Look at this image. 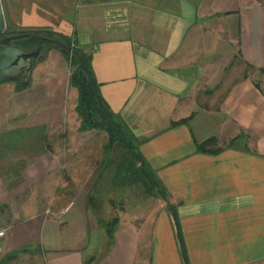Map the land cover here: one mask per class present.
<instances>
[{
    "label": "crops",
    "instance_id": "obj_1",
    "mask_svg": "<svg viewBox=\"0 0 264 264\" xmlns=\"http://www.w3.org/2000/svg\"><path fill=\"white\" fill-rule=\"evenodd\" d=\"M2 5L13 27L61 33L92 52L104 99L177 207L190 264H264V0ZM71 68L49 48L25 80L0 83V264H184L167 202L150 198L139 217L116 211L110 238L101 216L111 211L95 206L100 171L70 165L63 176L47 131L69 100L76 111ZM210 137L224 149L198 152Z\"/></svg>",
    "mask_w": 264,
    "mask_h": 264
},
{
    "label": "trees",
    "instance_id": "obj_2",
    "mask_svg": "<svg viewBox=\"0 0 264 264\" xmlns=\"http://www.w3.org/2000/svg\"><path fill=\"white\" fill-rule=\"evenodd\" d=\"M6 28L1 34L5 35H17L22 33H33L34 36L31 38L17 39L13 40L12 44L18 46L24 50H29L36 48L39 43L37 36H48L51 38L59 39L66 45L75 49L82 61L79 62L78 59L74 56L63 50L57 45L42 43V49L46 52L49 48H57L62 51L66 57L70 60L72 67L70 75V84L77 88L78 90V103L76 105V111L81 119L80 129L82 131L90 130H103L108 134V145L110 152L115 148H119L124 151L126 159L129 162V169L134 176L135 181H137L140 186L143 188V192L146 196L150 198H160L161 200L167 202V207L169 213L172 217L173 224L176 230L178 237L179 248L181 257L184 264H190L188 249L185 246L180 218L178 210L175 204L169 201V195L157 178L154 170L149 166L144 157L141 155L139 150L140 141L135 137L130 128L121 118L118 113H115L109 104L104 99L101 93V84L97 80L95 73L92 67V52L86 50L84 47L79 46L72 38L67 37L61 33H56L47 29H18L13 27L7 19ZM22 81V80H18ZM258 86V84H257ZM264 95V88L262 89ZM192 116V114H191ZM173 121L172 125L175 126L181 123H187L190 117ZM45 126H40L37 128H32V130H39L42 132L45 130ZM13 143L17 144L20 141V138L16 133L8 135ZM30 149L32 151L38 152L36 147L37 137L30 136ZM34 141V142H33ZM33 142V143H32ZM237 140H233L229 144H235ZM35 144V145H34ZM225 146H222L217 137H210L203 142L196 143V149L200 153L207 154H217L224 149ZM50 149V142L48 137H46V147L45 150ZM119 223V217L114 216L108 221H102V224L106 228V234L112 238L116 226Z\"/></svg>",
    "mask_w": 264,
    "mask_h": 264
},
{
    "label": "rangeland",
    "instance_id": "obj_3",
    "mask_svg": "<svg viewBox=\"0 0 264 264\" xmlns=\"http://www.w3.org/2000/svg\"><path fill=\"white\" fill-rule=\"evenodd\" d=\"M215 74L217 75V72ZM204 88L205 82L202 81L200 87L195 90L203 91ZM68 107V113L63 116L61 125L51 129L54 130V134L47 131L51 143L55 142L60 146L65 166L63 176L65 171L68 174L71 170L70 165L72 170L76 168L77 171H84V169L100 171L101 179L94 185L97 191L94 192V196L98 198L95 199V206L103 203L107 209H110L108 211H111L110 215L104 212L101 216L104 220L112 219L116 211L121 209L125 210V218L139 217L144 214V209L137 206L147 203L150 197L145 195L142 186L132 176L124 151L115 148L110 152L109 147L107 148L108 134L106 131H82L80 129L81 119L74 109L73 101L69 100ZM236 145L240 143L237 142ZM77 186H80L79 189L85 188L81 185ZM89 208L91 209L92 206L90 205Z\"/></svg>",
    "mask_w": 264,
    "mask_h": 264
},
{
    "label": "water",
    "instance_id": "obj_4",
    "mask_svg": "<svg viewBox=\"0 0 264 264\" xmlns=\"http://www.w3.org/2000/svg\"><path fill=\"white\" fill-rule=\"evenodd\" d=\"M6 28V20L0 0V83L5 81L25 80L31 70L45 55L46 52L42 49V43L54 44L65 50L71 55H74L79 62L82 61L79 53L72 47L66 45L59 39L48 36H37L39 39L38 46L29 51L24 50L12 44L13 40L31 38L33 33H22L17 35L1 34Z\"/></svg>",
    "mask_w": 264,
    "mask_h": 264
},
{
    "label": "built area",
    "instance_id": "obj_5",
    "mask_svg": "<svg viewBox=\"0 0 264 264\" xmlns=\"http://www.w3.org/2000/svg\"><path fill=\"white\" fill-rule=\"evenodd\" d=\"M6 235V230L4 227L0 226V242L2 241V239L5 237Z\"/></svg>",
    "mask_w": 264,
    "mask_h": 264
},
{
    "label": "flooded vegetation",
    "instance_id": "obj_6",
    "mask_svg": "<svg viewBox=\"0 0 264 264\" xmlns=\"http://www.w3.org/2000/svg\"><path fill=\"white\" fill-rule=\"evenodd\" d=\"M33 49H35V48H33ZM33 49H29V51H31V50H33Z\"/></svg>",
    "mask_w": 264,
    "mask_h": 264
}]
</instances>
